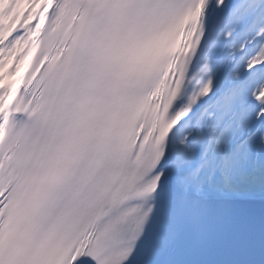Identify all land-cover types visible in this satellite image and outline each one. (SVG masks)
I'll use <instances>...</instances> for the list:
<instances>
[{"label": "snow or ice", "instance_id": "snow-or-ice-1", "mask_svg": "<svg viewBox=\"0 0 264 264\" xmlns=\"http://www.w3.org/2000/svg\"><path fill=\"white\" fill-rule=\"evenodd\" d=\"M0 264H264V0H0Z\"/></svg>", "mask_w": 264, "mask_h": 264}]
</instances>
